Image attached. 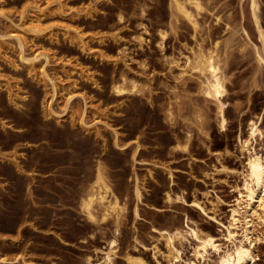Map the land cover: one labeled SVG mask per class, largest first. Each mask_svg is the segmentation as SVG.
<instances>
[{
  "label": "rangeland",
  "instance_id": "obj_1",
  "mask_svg": "<svg viewBox=\"0 0 264 264\" xmlns=\"http://www.w3.org/2000/svg\"><path fill=\"white\" fill-rule=\"evenodd\" d=\"M179 1L195 25L170 0H0V260L100 264L110 251L113 264H127V255L214 264L250 242L255 264H264L262 211L247 214L249 241L244 221L231 220L244 206L238 139L249 120L264 128V0H254L255 15L252 0ZM37 18L41 32L30 30ZM200 53L220 60L224 130L191 68ZM122 80L137 91L116 95L112 84ZM252 147L264 157L261 138ZM12 158L34 175L31 185ZM97 162L124 208L117 226L113 214L91 223L79 208ZM102 209L94 206L98 217ZM186 224L209 231L218 250L198 259ZM165 230L181 232L175 251Z\"/></svg>",
  "mask_w": 264,
  "mask_h": 264
},
{
  "label": "bare ground",
  "instance_id": "obj_2",
  "mask_svg": "<svg viewBox=\"0 0 264 264\" xmlns=\"http://www.w3.org/2000/svg\"><path fill=\"white\" fill-rule=\"evenodd\" d=\"M170 4L172 8L175 10V12L181 16L182 18H185L190 24L195 25V22L191 16V13L186 9L185 4L179 0H170ZM196 9H200L201 6L199 2L194 1L193 2ZM256 3L254 0L251 1V11L253 15H255L256 12ZM40 19H32L30 20L31 28L30 30L34 32H41L43 31L39 27ZM161 40L164 37V34H160ZM80 42H83L81 38H79ZM85 43V42H84ZM220 60L216 58L212 53L208 54H202L200 53L194 60V63L192 65V69L196 70L203 78L204 80L200 82V93L203 95L205 100H211L214 102L216 109H217V115H218V124L219 128L221 130L225 129L226 126V120L223 116V111L225 108V103L222 102L223 94L225 93V86H224V77L222 75V71L219 65ZM257 63L259 65L264 66V46L262 48V54L259 55L257 58ZM125 80H122L121 83L114 82L112 84V90L116 95H123L126 92H135L137 91L135 83L131 82V88L127 90L124 86ZM171 110V109H170ZM168 111V116H172V112ZM201 117V116H200ZM259 119V118H258ZM257 119V120H258ZM201 121V120H200ZM202 125V124H201ZM257 138H261L264 143V128L262 129L260 127V124H258V121L249 120L248 121V131L247 135L244 138H239V146L241 152L246 154L245 156V170L241 172L242 175V190L240 192V198L243 200L244 206L242 207L243 211L239 212L236 210H232L231 214V220L233 222L241 223L242 220L244 221V224L246 227L243 230V237L246 241H249L248 235H249V220L247 219V214L255 215L257 218L260 219V216L257 215L256 211L253 209L255 205L262 211V214L264 215V157L263 154H260L258 151L253 149L252 143ZM139 144L136 143V146L133 149V157L139 150ZM12 161L15 162V166L17 167V170L20 173H24V170L20 167L18 162L15 161L14 158H12ZM225 170L224 168H222ZM26 175V174H25ZM26 178L30 179V185L34 180V175H26ZM21 186L23 184H20ZM28 185V184H27ZM27 187V186H26ZM28 188V187H27ZM28 188V192H29ZM134 196L135 199L140 201L141 199V193L139 190V187L136 185L134 189ZM167 200H170V195L166 194ZM175 199L178 201L184 202L183 197L180 195L175 196ZM190 206L198 208L199 210L203 211L200 204L192 200L189 202ZM98 205L102 207L103 212L98 217L96 213L94 212V206ZM79 208L84 215V218L91 223H98L103 222L107 219L109 215L114 216L115 224L116 226L118 218L120 217V214L124 211V208L121 207L116 197H114L111 192L110 188L105 180L103 167L101 166L100 162L96 163L95 172L92 177V181L90 185L87 187L84 194H82L79 202ZM134 216H137V208H134L133 210ZM234 214H238L239 217H234ZM187 227V232L190 236L194 237L196 240H198V247L196 249V257L198 259H204L206 254L209 250H218V247L215 245V237L209 232V231H202L198 229L197 226L193 227ZM117 229H115L116 232ZM163 238L165 239L167 247L175 251L172 242L175 238H178L181 236V232L179 231H173L169 232L166 231L162 234ZM229 237L231 236L230 231L228 232ZM18 239H15L13 241H17ZM116 243L115 239H111L109 241V244L113 246ZM175 257L171 258L170 261L167 262V264H176V261H173ZM127 264H147L141 257L139 256H126ZM13 260H17L16 258L13 259H6L3 258L0 261L3 263L9 264ZM86 264H90L89 259H87ZM100 264H113L112 260L110 259V251L106 253V257L104 261ZM214 264H255L254 261V255L252 251L251 244L249 242L248 246H244L242 243L239 245L234 246L230 251L223 252V254L219 255Z\"/></svg>",
  "mask_w": 264,
  "mask_h": 264
}]
</instances>
